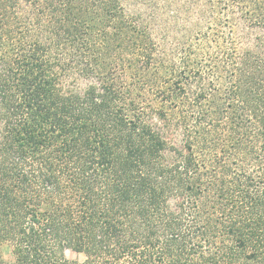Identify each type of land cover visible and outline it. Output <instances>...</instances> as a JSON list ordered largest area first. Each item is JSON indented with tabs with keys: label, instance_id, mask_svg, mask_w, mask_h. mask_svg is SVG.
<instances>
[{
	"label": "trees",
	"instance_id": "1",
	"mask_svg": "<svg viewBox=\"0 0 264 264\" xmlns=\"http://www.w3.org/2000/svg\"><path fill=\"white\" fill-rule=\"evenodd\" d=\"M3 246L264 264V0H0Z\"/></svg>",
	"mask_w": 264,
	"mask_h": 264
},
{
	"label": "rangeland",
	"instance_id": "2",
	"mask_svg": "<svg viewBox=\"0 0 264 264\" xmlns=\"http://www.w3.org/2000/svg\"><path fill=\"white\" fill-rule=\"evenodd\" d=\"M234 13H235V10H233ZM232 16L233 15V12L232 13H223V14H219L218 15V19L216 21H212V22H209L210 23V26H209V23L206 24L207 26H209V29H208V32H210V36L213 37V35H216V33H225L227 34L229 31H230V27L232 25L229 24V16ZM188 48H193L195 49L196 51H198L197 53L200 54L201 51H200V47H205L203 45V41H201V38L197 37V36H191L187 42H186ZM174 45H168V48H169V52L172 56H174V58H176L179 53H180V50H173V47ZM178 52V53H177ZM202 55V54H200ZM173 58V57H172ZM12 261H13V257L11 255V251L9 249V247L7 246H3L1 249H0V264H12Z\"/></svg>",
	"mask_w": 264,
	"mask_h": 264
}]
</instances>
